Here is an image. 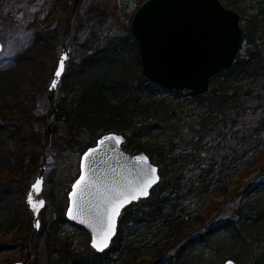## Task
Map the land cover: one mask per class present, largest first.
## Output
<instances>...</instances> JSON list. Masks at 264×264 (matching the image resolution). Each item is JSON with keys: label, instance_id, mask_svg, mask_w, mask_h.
I'll return each instance as SVG.
<instances>
[{"label": "trees", "instance_id": "obj_1", "mask_svg": "<svg viewBox=\"0 0 264 264\" xmlns=\"http://www.w3.org/2000/svg\"><path fill=\"white\" fill-rule=\"evenodd\" d=\"M57 1L56 9L67 15L69 0ZM96 1L92 0L86 15H102L106 10ZM220 1L240 15L244 40L238 59L212 78L207 93L193 96L147 81L129 29L133 13L125 14L129 19L125 36L100 38L92 31L77 43L79 59L75 62L70 57L58 85L51 136L46 129L35 131L36 125L46 124V118L34 113V103L47 92L46 83L56 66L57 39L66 35L67 26L63 33L56 27L32 29L27 45L0 60V234L10 233L0 241V254L19 247L17 256L0 264L25 259L28 240L32 257L28 264L39 261L41 240L43 264H107L113 254L122 255L123 248H129L121 232L125 224L159 222L180 236L178 202L217 196L226 200L233 195L241 197L230 215L209 224L207 231L179 239L176 246L156 245L150 257L134 255L124 262L175 264L200 244L204 251L198 260L207 264L216 238L214 252L224 250L228 259L236 261L242 250L248 253L249 264H264V0H250L247 5L244 0ZM143 2L133 0L134 8ZM85 27L76 26L75 38ZM171 129L177 135L176 144L147 140L152 133ZM108 132L124 136L122 147L127 152L148 156L159 168L160 182L148 198L122 210L117 235L102 253L90 248V236L82 226L66 220V208L56 202L53 186L43 192L51 218L31 237L32 219L22 198L44 149L54 150L56 157L66 151L82 154ZM178 146L182 149L176 153ZM190 163L194 169L187 172ZM237 170L240 175L232 187ZM252 172L258 173L255 183L246 181ZM64 226L73 232L65 233Z\"/></svg>", "mask_w": 264, "mask_h": 264}, {"label": "water", "instance_id": "obj_2", "mask_svg": "<svg viewBox=\"0 0 264 264\" xmlns=\"http://www.w3.org/2000/svg\"><path fill=\"white\" fill-rule=\"evenodd\" d=\"M239 23L240 15L220 0H144L134 10L129 29L137 41L138 59L147 81L168 90L200 96L209 91L214 76L231 68L238 59L244 40ZM70 31L69 25L61 55L48 82L52 107L47 115L49 120L55 110L54 94L70 59L66 44ZM2 49L0 42V53ZM62 60L63 69L57 77ZM53 80L57 81L55 87ZM48 129L50 134V125ZM124 140V136L115 132L99 136L95 144L81 154L79 174L68 190L66 220L86 230L90 248L96 253H102L112 244L122 210L148 198L161 179L159 168L149 157L144 153L127 152L122 147ZM44 175L43 160L24 196V204L32 215L31 237L41 227L39 213L45 206ZM145 190L147 195L142 194ZM109 235L107 247L103 250L93 247L94 239L102 246ZM25 247V259L10 264H28L32 258L29 240ZM222 264L237 262L230 258Z\"/></svg>", "mask_w": 264, "mask_h": 264}, {"label": "rangeland", "instance_id": "obj_3", "mask_svg": "<svg viewBox=\"0 0 264 264\" xmlns=\"http://www.w3.org/2000/svg\"><path fill=\"white\" fill-rule=\"evenodd\" d=\"M76 0L68 1V11L67 15H61L60 11L56 9L55 4L58 3L57 0H0V42L3 45L2 52L0 53V60L8 59L9 55L18 51V49L27 45L30 38V31L34 28H55L57 32H60L62 28L66 25L71 26V34L66 41V44L69 48L70 57L74 58V61L77 62L78 52H77V43L82 42V40L92 31L98 35V37L103 38L109 36L114 37H123L125 36V25L128 23V18L126 15L130 16L134 11L135 3L133 0H97L96 2L102 7H105L102 15H86V11L90 8L92 0H79L77 5L74 6ZM57 2V3H56ZM244 5L250 3V0H244ZM117 4V5H116ZM115 5L117 7H115ZM126 14V15H125ZM67 22V24H66ZM241 23V22H240ZM86 24V27L82 29L81 32L77 34L78 38H75L74 29L77 25ZM67 31V30H66ZM61 33H63L61 31ZM67 34V32H66ZM66 35L60 34L57 39V47L55 49L56 62L58 57L61 55V50L65 42ZM73 39H76L75 42ZM55 62V64H56ZM57 65V64H56ZM56 67V66H55ZM54 67V69H55ZM53 69V71H54ZM51 78V77H50ZM50 80V79H49ZM46 83V94L38 98L34 103V113L37 116H45L46 124H38L34 127L35 131L47 130L50 125V134H52V120L47 118L48 113L50 112V101L48 93V82ZM54 101L56 102L59 98V92L54 94ZM188 99L185 103L188 105ZM183 112L185 109H182ZM52 118V117H51ZM147 140L151 143H157L159 145H166L171 143H177V135L175 130H161L155 133H152ZM171 145V144H170ZM182 148L176 147L175 152L178 153ZM45 152L41 156L40 160L45 166V175H44V186L42 193L53 186V193L56 196V202L63 205L64 208L67 207V195L68 190L72 184L71 179L76 177L79 172V162L81 152L79 151H66L62 155L56 157L54 156L55 151L50 150L49 148L44 149ZM41 162V163H42ZM40 163V165H41ZM39 165V166H40ZM39 168V167H38ZM37 168V170H38ZM194 169V165L190 163L186 167V171ZM35 174L30 179V184L37 174ZM240 171L237 170L233 174L231 179L232 187H235V183L239 178ZM257 172H252L246 181L255 183L257 179ZM46 179L49 183H46ZM44 196V193H43ZM240 195L228 197V199H223L222 196L217 197H206L204 201L195 202L186 200L184 204L178 202V205H175L176 212L179 215L180 222L182 223V234L178 236L177 231H171L167 229L166 226H163L161 223H147L144 222L140 225H136L135 222L125 224L122 228V236H124L125 243H128L129 248H123L122 255L113 254L110 261L107 264H125L124 259L126 257L131 258L136 255L137 259L148 258L153 254L156 245L162 247L166 243H170L176 246L177 242H180L179 239H185L187 237H196L197 234L207 231L209 224H216L221 219L229 216L231 213L232 207H234L240 200ZM45 199V197H44ZM224 200V201H223ZM24 203V197L22 198ZM212 201L218 203L216 206ZM172 204H175L173 201ZM26 206V204H25ZM51 208L47 207L45 203L44 208L40 211V224L44 220H47L50 217L49 210ZM135 209V207H134ZM29 215H32L29 212ZM64 232L72 233L73 228L70 226H64ZM9 234L1 235L0 241H4L6 238H9ZM218 241V239L213 238L209 247V253L207 255L210 260L207 264H222L226 259H228V252L224 250H219V252H214L213 242ZM42 240L39 244L40 259L35 264H43V249L41 246ZM124 243V242H123ZM124 243V244H125ZM74 245L80 248V245L75 241ZM204 247L200 244L195 246L191 252L188 253L182 259H178L175 264H204L200 263L198 260V255L202 253ZM221 249V248H220ZM130 251L129 256L126 252ZM19 254V247H14L12 250H7L4 253L0 254V261L6 260V258H12V256H17ZM238 259L236 262L238 264H249V255L248 253L241 250L237 252ZM22 260V259H17ZM16 260V261H17ZM13 261V262H16ZM11 262V263H13ZM170 264V263H167ZM206 264V263H205Z\"/></svg>", "mask_w": 264, "mask_h": 264}, {"label": "snow or ice", "instance_id": "obj_4", "mask_svg": "<svg viewBox=\"0 0 264 264\" xmlns=\"http://www.w3.org/2000/svg\"><path fill=\"white\" fill-rule=\"evenodd\" d=\"M62 69H63V60L61 61V63H60V67H59V69H58L57 72H56V76H57V77L60 76V73H61ZM56 83H57V81H56V80H53V82H52V86L55 87ZM81 179H83V177H81ZM78 183H79V182H78ZM33 188L35 189V188H36V185H33ZM142 194H143V195H147V191L145 190ZM134 198H135V197H133V199H134ZM31 199H32V197H31V193H30V196H29V202H31ZM33 207H35V205H33ZM37 226H38V225H37ZM109 238H110V235L105 237L102 246H101V244L97 243V241L94 239V240H93V247L98 248V250H103V247H107V239H109Z\"/></svg>", "mask_w": 264, "mask_h": 264}]
</instances>
